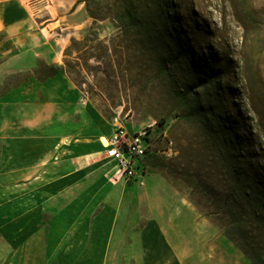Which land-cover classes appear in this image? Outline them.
Wrapping results in <instances>:
<instances>
[{
  "label": "rangeland",
  "instance_id": "1",
  "mask_svg": "<svg viewBox=\"0 0 264 264\" xmlns=\"http://www.w3.org/2000/svg\"><path fill=\"white\" fill-rule=\"evenodd\" d=\"M263 189L264 0H0V264H253Z\"/></svg>",
  "mask_w": 264,
  "mask_h": 264
},
{
  "label": "built area",
  "instance_id": "2",
  "mask_svg": "<svg viewBox=\"0 0 264 264\" xmlns=\"http://www.w3.org/2000/svg\"><path fill=\"white\" fill-rule=\"evenodd\" d=\"M164 137H167L164 135ZM109 147L105 153L116 163L114 178L125 183L134 182L148 172L147 162L159 155L173 153L172 141H167L164 147L159 146L154 132L142 129L133 133L117 123L109 138Z\"/></svg>",
  "mask_w": 264,
  "mask_h": 264
},
{
  "label": "trees",
  "instance_id": "3",
  "mask_svg": "<svg viewBox=\"0 0 264 264\" xmlns=\"http://www.w3.org/2000/svg\"><path fill=\"white\" fill-rule=\"evenodd\" d=\"M95 18V17H94ZM260 201L264 202V189L262 190V194H261V199ZM248 203L250 205H252L251 200L248 201ZM251 208V206H250ZM227 235L230 236V232L227 231ZM242 249L244 250V252L248 255H250V257L252 258V263L253 264H264V248H259L258 250V254H255V252L252 253H248V250L245 246H242ZM256 251V250H255ZM257 255V256H256ZM254 257V258H253ZM258 257V258H257ZM257 258V259H256Z\"/></svg>",
  "mask_w": 264,
  "mask_h": 264
},
{
  "label": "bare ground",
  "instance_id": "4",
  "mask_svg": "<svg viewBox=\"0 0 264 264\" xmlns=\"http://www.w3.org/2000/svg\"><path fill=\"white\" fill-rule=\"evenodd\" d=\"M101 149L104 152L109 147V142L105 141V137H100Z\"/></svg>",
  "mask_w": 264,
  "mask_h": 264
},
{
  "label": "crops",
  "instance_id": "5",
  "mask_svg": "<svg viewBox=\"0 0 264 264\" xmlns=\"http://www.w3.org/2000/svg\"><path fill=\"white\" fill-rule=\"evenodd\" d=\"M105 138H109V136H104ZM100 147H101V144H100ZM101 152H102V149H101Z\"/></svg>",
  "mask_w": 264,
  "mask_h": 264
},
{
  "label": "water",
  "instance_id": "6",
  "mask_svg": "<svg viewBox=\"0 0 264 264\" xmlns=\"http://www.w3.org/2000/svg\"><path fill=\"white\" fill-rule=\"evenodd\" d=\"M105 141H107V139L105 138Z\"/></svg>",
  "mask_w": 264,
  "mask_h": 264
}]
</instances>
